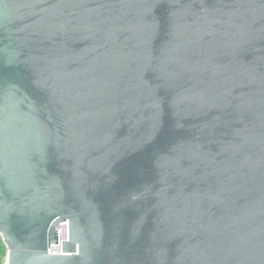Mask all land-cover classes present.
Segmentation results:
<instances>
[{
    "label": "water",
    "instance_id": "95a60500",
    "mask_svg": "<svg viewBox=\"0 0 264 264\" xmlns=\"http://www.w3.org/2000/svg\"><path fill=\"white\" fill-rule=\"evenodd\" d=\"M6 264H264V0H0Z\"/></svg>",
    "mask_w": 264,
    "mask_h": 264
},
{
    "label": "trees",
    "instance_id": "16d2710c",
    "mask_svg": "<svg viewBox=\"0 0 264 264\" xmlns=\"http://www.w3.org/2000/svg\"><path fill=\"white\" fill-rule=\"evenodd\" d=\"M8 249L0 235V264H6Z\"/></svg>",
    "mask_w": 264,
    "mask_h": 264
}]
</instances>
